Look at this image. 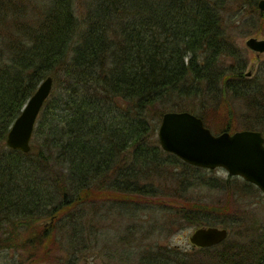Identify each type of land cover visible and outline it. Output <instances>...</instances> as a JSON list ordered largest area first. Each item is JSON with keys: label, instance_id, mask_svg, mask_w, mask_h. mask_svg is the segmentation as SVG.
Segmentation results:
<instances>
[{"label": "trees", "instance_id": "obj_1", "mask_svg": "<svg viewBox=\"0 0 264 264\" xmlns=\"http://www.w3.org/2000/svg\"><path fill=\"white\" fill-rule=\"evenodd\" d=\"M259 1L0 0V254H17L10 264L100 252L114 264H264L260 190L242 184L257 191L255 209L233 200L231 180L211 181L157 140L168 111L214 134H264V74L248 79L234 40L264 35ZM49 76L30 151L9 149L10 127ZM212 183L225 203L195 199ZM204 226L228 237L189 251L160 244Z\"/></svg>", "mask_w": 264, "mask_h": 264}, {"label": "water", "instance_id": "obj_2", "mask_svg": "<svg viewBox=\"0 0 264 264\" xmlns=\"http://www.w3.org/2000/svg\"><path fill=\"white\" fill-rule=\"evenodd\" d=\"M264 13V0L258 2ZM246 47L255 53H264V40L248 38ZM52 78L39 84L23 110L10 127L7 147L28 153L31 136L43 104L50 97ZM157 140L164 152L182 162L206 170L223 169L229 176L239 177L260 190L264 200V137L257 131L241 130L215 135L202 119L190 112L168 111L161 116ZM228 237L227 229L217 226L194 228L188 242L193 248L215 247Z\"/></svg>", "mask_w": 264, "mask_h": 264}, {"label": "rangeland", "instance_id": "obj_3", "mask_svg": "<svg viewBox=\"0 0 264 264\" xmlns=\"http://www.w3.org/2000/svg\"><path fill=\"white\" fill-rule=\"evenodd\" d=\"M258 38V39H263L264 40V35H257V36H247L245 38L242 37H238V36H234V40L235 43H237V45L239 46L240 49H243L247 60H248V66L246 69V74L248 79L254 77L257 74H260V76L264 74V53H255L253 51H251L250 49H248L246 47V41L248 38ZM194 115V114H193ZM241 131V130H238ZM212 132V131H211ZM213 133V132H212ZM214 134V133H213ZM218 135V134H215ZM262 136L264 137V134H262ZM207 177L211 179V181L215 182L218 181L219 183H222L223 180H231V187L230 190L232 191V199H238L240 198V195H243V201H245V203H248L250 205L251 208L255 209V207L257 206V198H258V193L257 191L253 190L250 193H244L243 189V182L244 180H241L239 177H231L228 175V173L223 170V169H214L209 171L207 174ZM214 179V180H213ZM215 184L212 183L211 186L209 187H204L202 189L196 190L195 193V199H197L198 201H200L201 203H220L223 204L225 203V201L228 199V197L225 194V191H221L218 190V186L214 187ZM237 186V187H236ZM240 186V188L238 187ZM260 197L262 198V194H259ZM263 200V198H262ZM241 203V201H239ZM264 203V200H263ZM236 207V205H235ZM234 209V208H233ZM262 208H260V210H258L259 212H261ZM257 213V214H256ZM257 219L263 217V214H259L257 211L255 212ZM256 216H254V218L256 219ZM220 228V227H219ZM111 229V232L113 231V228H109ZM193 228H185L183 229V231H179L175 234H172L171 237L162 239V241H160V244H166L168 246H177L178 248H180L181 250H191L193 247L192 245L189 244L188 242V238L190 236V233L193 231ZM228 231V230H227ZM229 234V233H228ZM60 257L65 259V253L60 251ZM18 259V255H14L11 254L8 251H5L3 253L0 254V264H10L12 262V260H16ZM48 264H52V263H48ZM53 264H65L62 260L61 261H56ZM78 264H114L113 261H109L108 258L106 256H104V254H102L101 252L99 253V255L90 258V259H84V260H79Z\"/></svg>", "mask_w": 264, "mask_h": 264}]
</instances>
